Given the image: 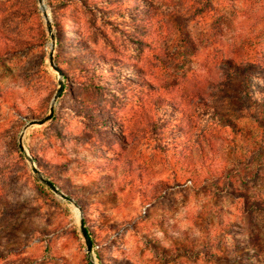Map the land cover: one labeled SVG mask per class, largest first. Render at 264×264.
Returning a JSON list of instances; mask_svg holds the SVG:
<instances>
[{"label":"rangeland","instance_id":"374dc122","mask_svg":"<svg viewBox=\"0 0 264 264\" xmlns=\"http://www.w3.org/2000/svg\"><path fill=\"white\" fill-rule=\"evenodd\" d=\"M52 2L0 0V264H264V0Z\"/></svg>","mask_w":264,"mask_h":264},{"label":"trees","instance_id":"16d2710c","mask_svg":"<svg viewBox=\"0 0 264 264\" xmlns=\"http://www.w3.org/2000/svg\"><path fill=\"white\" fill-rule=\"evenodd\" d=\"M48 4L51 6V8L53 9V13H54V7L55 5L53 4L52 0H48ZM79 49H82V46H79ZM93 70H98V67L93 65L92 66ZM254 73H258L261 75H264V67H257L256 64H252V65H243L238 59L236 58H226L224 60V65H223V72H222V79L220 81V83H217L218 86H223L225 87L227 84L229 85L231 82L235 81L236 79H240L241 83L243 85H245L246 88L249 87L250 84V79L253 77ZM111 77L110 78H106V80L109 83H112L113 81V77H115V74L111 73ZM117 76L120 74H116ZM261 77V76H258ZM113 82H116V80H114ZM216 84V83H215ZM67 90V87L63 88V91L61 93V96L65 94V91ZM249 91H247V98H245V103H247V105L251 108L254 106V103L256 105L259 104L260 106H263L264 108V95L260 97V99L258 100V102H255L254 100H251L250 98V94H248ZM204 101V100H202ZM164 103V101L159 98H152L151 100H148V105L147 107H145L143 110V114L142 117H144L145 122L146 121H154L155 122V116L159 114L161 109L162 104ZM205 103V102H204ZM151 107V109H153V114H151V111L149 110V108ZM190 115L192 116V112H190ZM183 118H189L190 116L189 114H186L183 116ZM188 121V120H187ZM157 123V122H155ZM191 126L190 125H184L181 124V128L188 130ZM193 129V128H192ZM206 142H208L206 144ZM210 141L204 138H202V136H199L198 139L195 142L192 143H188L186 144L185 142H178L179 146L174 148L171 152V155L174 157H178L180 156L181 158L184 159H192L193 158V154H199V153H205L207 151V147H210ZM163 150L166 151L167 148L166 146L163 147ZM129 166L127 167V174L131 173V164H128ZM54 183V182H53ZM256 205V204H255ZM260 209H262L260 207Z\"/></svg>","mask_w":264,"mask_h":264},{"label":"water","instance_id":"95a60500","mask_svg":"<svg viewBox=\"0 0 264 264\" xmlns=\"http://www.w3.org/2000/svg\"><path fill=\"white\" fill-rule=\"evenodd\" d=\"M40 2H42V0H40ZM44 15H45V17H48L47 12H45V11H44ZM48 30H49V32H51V26H50V25L48 26ZM53 47H54V44H53ZM52 58H53V53H52L51 56H50V59H52ZM51 61H52V60H51ZM55 68L59 71L60 74H62V71H61L60 69H58L57 67H55ZM60 85H61V87H60L59 90L57 91L56 96H55V98H54V101H55L56 98L61 94V91H62V89H63V82H60ZM53 113H54V106L52 105L51 108H50V114H49V115H47L44 119H42V120H40V121H36V120H34V121H32V122H40V123H43V122H45L46 120L50 119V118L52 117ZM20 147H22L21 144H20ZM46 183H47V184H48V185H49L54 191H57L56 187H55L50 181L47 180ZM81 232H82V234H83V236H84V238H85V241H86V244H87V248H88V250L90 251V250H91V247H92V238H91V236H90V234H89V232H88V229H87L86 226L84 225L83 221H81Z\"/></svg>","mask_w":264,"mask_h":264},{"label":"bare ground","instance_id":"6f19581e","mask_svg":"<svg viewBox=\"0 0 264 264\" xmlns=\"http://www.w3.org/2000/svg\"><path fill=\"white\" fill-rule=\"evenodd\" d=\"M42 9H43V10H45V7H44V5H42Z\"/></svg>","mask_w":264,"mask_h":264}]
</instances>
